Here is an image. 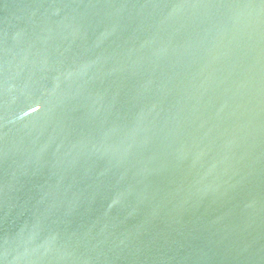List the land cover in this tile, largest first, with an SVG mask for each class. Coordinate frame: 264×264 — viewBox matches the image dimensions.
Segmentation results:
<instances>
[{"label":"water","instance_id":"1","mask_svg":"<svg viewBox=\"0 0 264 264\" xmlns=\"http://www.w3.org/2000/svg\"><path fill=\"white\" fill-rule=\"evenodd\" d=\"M0 264H264V0H0Z\"/></svg>","mask_w":264,"mask_h":264}]
</instances>
